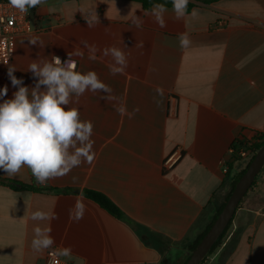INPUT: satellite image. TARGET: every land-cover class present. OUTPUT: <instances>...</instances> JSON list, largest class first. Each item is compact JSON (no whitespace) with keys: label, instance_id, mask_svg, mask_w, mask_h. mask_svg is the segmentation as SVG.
Returning a JSON list of instances; mask_svg holds the SVG:
<instances>
[{"label":"crops","instance_id":"crops-1","mask_svg":"<svg viewBox=\"0 0 264 264\" xmlns=\"http://www.w3.org/2000/svg\"><path fill=\"white\" fill-rule=\"evenodd\" d=\"M189 3L193 7L179 20L166 7L165 27L134 0H45L31 10L33 21L18 36L9 66L29 101L41 79L29 65L42 68L54 57L75 61L81 74L95 72L111 91L70 93L69 104L62 105L93 123L91 164L81 157L79 166L44 186L26 165L14 175L0 170V177L29 186L76 191H14L0 184V264H45L50 248H70L61 257L72 264L186 262L184 241L206 228L229 191L227 166L236 173L245 165L234 161L233 145L264 133V0ZM93 14L98 23L89 28L86 17ZM183 33L191 41L186 48L180 45ZM106 48L124 53L123 74L111 73L110 65H121L104 55ZM9 67L0 70V90L7 88L0 103L18 90ZM46 91L41 84L37 95ZM81 146H70L69 155ZM176 150L182 158L165 169ZM84 190L104 194L123 217L83 195L84 217L74 222L70 214ZM263 204L264 167L207 264H264V219L254 214ZM35 211L57 218L32 220ZM36 227L51 230L50 248H32Z\"/></svg>","mask_w":264,"mask_h":264},{"label":"clouds","instance_id":"clouds-1","mask_svg":"<svg viewBox=\"0 0 264 264\" xmlns=\"http://www.w3.org/2000/svg\"><path fill=\"white\" fill-rule=\"evenodd\" d=\"M44 2L45 0H9L10 5L22 13H27L29 9L36 8ZM188 4L189 0H172L176 19L179 20L185 15ZM165 11H167L165 5L159 3L154 4L151 9V14L155 16L160 27L166 26L162 15ZM191 14L196 16L198 12L193 9ZM86 19L89 28L94 26L93 21L98 23L95 14L91 16V19L87 17ZM179 40L181 48H186L191 43L186 33L181 34ZM30 42L35 44L36 39L33 38ZM90 51H95L94 46L90 47ZM109 53L115 63L121 65V67L110 65L111 73L123 74L124 67L127 66L124 53L117 48H106L104 55L107 56ZM75 54L82 55L79 51ZM89 58L95 59V56L90 55ZM53 62L45 63L42 68L36 63L29 65V71L41 77L36 89L32 92V101L28 99L27 87L21 86L22 79H17L13 75L15 69L9 67L8 75L11 84L18 90L13 94L14 98L0 103V170L7 175H14L26 165L31 170L36 183L41 186L47 185L51 178L64 177L73 167L81 164V157L85 158L88 164H91L95 157L92 151L94 141L89 139L93 132V123L81 121L77 109L65 110L62 107L69 104L70 93H75L79 97L86 89L93 92L111 91L98 79L95 72L90 71L87 74L76 72V63L70 58L64 66H59L61 61L58 57H54ZM41 84L47 86V91L37 95V89ZM157 91L162 93V89ZM6 95L5 87L0 90V97ZM118 112L123 115L125 109L121 107ZM77 141L82 146L75 148V152L69 155V147H74ZM85 141H87L86 144ZM73 179L75 181V178ZM82 200L83 194L80 193L76 197L75 214H70V219L77 223L83 219L85 213ZM56 218L42 211H35L31 215L32 220ZM50 231V229L46 230V234L40 227L34 229L35 238L32 240V248L35 251L48 249L55 243ZM70 251V248H63L58 251V254L67 256Z\"/></svg>","mask_w":264,"mask_h":264},{"label":"built area","instance_id":"built-area-1","mask_svg":"<svg viewBox=\"0 0 264 264\" xmlns=\"http://www.w3.org/2000/svg\"><path fill=\"white\" fill-rule=\"evenodd\" d=\"M29 11H31L29 9ZM29 11L22 13L18 9L13 8L9 0H0V70L10 66L13 53L16 46L18 36L24 34L28 27ZM61 65L64 66L68 60L60 59ZM176 110V105H171L170 112ZM264 141V133H255L253 137L238 140L232 148L234 159L244 161L253 154L256 145ZM182 158V152L176 150L164 162L165 169H171ZM254 214L264 219V204L254 211ZM210 256H207L201 264H207ZM45 264H72L68 260H64L56 248H50L45 257Z\"/></svg>","mask_w":264,"mask_h":264},{"label":"trees","instance_id":"trees-1","mask_svg":"<svg viewBox=\"0 0 264 264\" xmlns=\"http://www.w3.org/2000/svg\"><path fill=\"white\" fill-rule=\"evenodd\" d=\"M134 1H137V2L141 3L142 6H143V8L146 11H150L152 9V6L154 4H157V3L164 4L165 7H172V0H134ZM198 1L214 2L216 0H198ZM192 7H193V4L192 3H189L188 4V7H187V11H189ZM30 10L35 11L36 8H32ZM263 145H264V141L261 142L260 144L256 145L255 151L247 159L246 164L243 166V168L239 172H236L235 173L234 172V168H233V166L231 164H229L227 166V169H226V177H227V180L229 182V191H228V193H227L224 201L220 204L219 207L216 208V211H215V213L213 215V218L209 222V224L206 226V228L201 233H199L197 236H195V237H191L190 236V237H188L184 241L183 244L185 246V249L188 251V257L186 259V262L189 259L192 251L198 246V244L201 242V240L204 238V236L207 234V232L209 231V229L211 228V226L213 225V223L217 219L218 215L221 213V211L224 208L227 200L229 199L232 191L234 190L236 183L238 182V180L241 178V176L247 170V168H248L249 164L251 163V161L253 160L256 152ZM235 147H236V145H233L232 148H235ZM234 161L235 162H239L240 160L239 159H234ZM255 182H256V180L254 181L252 187L254 186ZM0 184L7 186V187H9L10 189H12L14 191H33V192H43V193H69V192H76L74 190L73 191L60 190V189H56V188H52V187H39V188H37V187H33V186H29V185L23 184V183H21L19 181H15L13 179L2 178V177H0ZM251 189L252 188H250V190ZM83 195L86 198H88V199H90V200L98 203L101 207H103L110 214L116 216L117 218H122L123 217V215H122L121 211L118 209V207L108 197H106L104 194H102L100 192H97V191H93V190H84L83 191ZM232 221H233V219L231 220V222L229 223V225L225 229V231L222 233V235L220 236V238L218 239V241L214 244V246L210 250L208 256H211L212 254H214L217 251V249L222 245L223 241L227 237V234L229 232V229H230V227L232 225Z\"/></svg>","mask_w":264,"mask_h":264},{"label":"water","instance_id":"water-1","mask_svg":"<svg viewBox=\"0 0 264 264\" xmlns=\"http://www.w3.org/2000/svg\"><path fill=\"white\" fill-rule=\"evenodd\" d=\"M263 167L264 145L256 152L247 170L236 183L235 188L221 213L218 215L217 219L198 246L192 251L185 264H201L202 261L208 256L214 244L218 241L222 233L233 219L239 204L248 193L250 188H252L254 181Z\"/></svg>","mask_w":264,"mask_h":264},{"label":"rangeland","instance_id":"rangeland-1","mask_svg":"<svg viewBox=\"0 0 264 264\" xmlns=\"http://www.w3.org/2000/svg\"><path fill=\"white\" fill-rule=\"evenodd\" d=\"M33 17H32V12L31 11H29V24L30 23H32V21H33V19H32ZM245 161V164H246V159L244 160ZM176 264V263H175Z\"/></svg>","mask_w":264,"mask_h":264}]
</instances>
